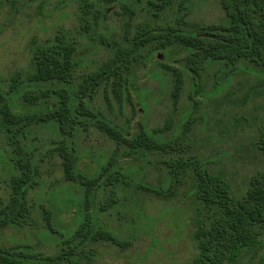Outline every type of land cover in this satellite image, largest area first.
I'll return each instance as SVG.
<instances>
[{
  "label": "rangeland",
  "instance_id": "rangeland-1",
  "mask_svg": "<svg viewBox=\"0 0 264 264\" xmlns=\"http://www.w3.org/2000/svg\"><path fill=\"white\" fill-rule=\"evenodd\" d=\"M118 1L108 6L107 11L104 32L111 38L119 35L128 21L122 4L132 3ZM187 1L171 0L167 10L154 17L153 9L143 0L134 6L137 15L133 28L173 27L180 20L181 27L196 31L223 16L217 0ZM98 5L103 2L99 0ZM83 11L82 0H0V93L8 94L16 81L21 93L13 101V109L26 115L27 123L48 100L54 102L53 87L36 88L28 83L37 48L58 32L68 34L78 46L87 47L81 51L82 60L74 71L76 88L84 75L107 58V51L98 48V35L91 30V14ZM89 18L90 29H83V19ZM142 54L145 55L143 62L131 79L130 98L126 94L116 95L109 86L101 87L93 94L91 108L123 130L135 132L142 125L167 139L181 133L191 120L192 144L183 157H196L210 172L222 173L231 184L232 196L237 198L246 189L253 172L264 167V153L257 145L258 134L264 130V71L246 68L245 63H240L235 70L226 68L222 62L210 66L196 80L201 96L195 98L192 78L185 74L188 53L184 47L174 45L165 53L157 51L149 62V52ZM166 66L184 73L178 102L172 98L173 74ZM192 96L196 103L191 100ZM168 119H171L169 131L165 126ZM30 125L21 137L8 133L0 118V208L10 198L18 143L35 153L40 172L37 186L29 191L31 212L27 223L4 228L0 232V244L30 246L45 255H56L81 221L78 217L81 209L77 205L83 194L77 184L66 181L63 175L61 160L55 151L63 138L41 125ZM73 142L82 157L79 168L88 176L96 175L100 162L108 160L116 149L115 143L90 121L86 131L80 130L74 135ZM178 155L151 153L141 154L140 158L130 156L128 148L120 149L117 159L121 182H103L96 188L92 213L99 218L100 226L131 243L124 248L109 242L89 245L86 248L91 249V256L89 251L82 253L79 264L192 263L197 252L195 226L207 212L195 198L191 166L181 168V182L171 187L166 162ZM74 188L78 189L72 193ZM112 191L116 199L108 207ZM66 207L69 209L55 215V208ZM48 222L56 232L49 229ZM236 264H264V240L241 254Z\"/></svg>",
  "mask_w": 264,
  "mask_h": 264
},
{
  "label": "trees",
  "instance_id": "trees-1",
  "mask_svg": "<svg viewBox=\"0 0 264 264\" xmlns=\"http://www.w3.org/2000/svg\"><path fill=\"white\" fill-rule=\"evenodd\" d=\"M101 1L103 5H98L99 0H82L83 13L91 14L92 27L90 18L83 19L81 27L87 30L91 27L98 35V48L107 51V58L84 75L77 88L74 71L82 60L79 56L81 51L87 47L78 46L68 34L58 32L34 52V70L28 80L36 88L53 87L54 102L48 100L40 111L35 112L31 122L27 123V116L13 109V101L21 93L16 81L8 94L0 93V118L8 133L22 137L32 123L63 138L55 149L61 160L63 175L66 181L77 184V189L83 194L77 205L81 209L78 215L81 221L63 242L59 253L45 255L30 246L0 244V264H79L78 257L82 253L87 254L89 251L88 255L91 256V249L86 247L94 243L109 242L120 248L129 246L131 241L122 240L115 232L100 226L99 218L92 213L96 188L103 182H121L117 159L121 148H128L130 156L137 155L140 158L141 154H179L166 162L172 180L171 187L181 182V168L192 167L195 178L193 192L207 215L198 220L195 226L197 252L191 264H236L241 254L264 240V167L253 172L246 189L234 198L231 184L222 173L210 172L196 157H183L188 154L192 144L191 120L181 133L167 139L142 125L135 132L123 130L105 120L91 108L90 103L95 91L107 86L116 95L126 94L130 98L133 89L131 79L145 57L142 52H149V62L155 58L157 51L165 53L174 45L187 50L185 74L192 78V95L195 98L201 96L196 80L210 66L222 62L226 68L235 70L240 63H245L248 65L246 68H261L264 71V0H217L223 16L217 22L205 24L196 31L181 27L180 20L173 27L152 28L140 25L133 28L137 15L134 6L143 0H131V4L123 3L121 6L128 21L115 38L107 37L104 31L107 29L108 6L119 1ZM146 1L153 9L154 17L165 12L171 3V0ZM187 2L190 3L189 0ZM167 68L173 74L172 98L178 102L183 91L184 73L177 68ZM193 96L191 100L196 103ZM89 121L95 122L97 128L116 145L114 154L100 162L94 176H88L79 168L82 157L77 144L73 142L78 131L87 130ZM170 125L171 119H168L165 125L168 131ZM257 145L264 153V130L258 134ZM17 155L18 159L12 165L10 198L0 208V232L7 226L27 223L26 219L31 212L29 191L38 184L40 172L35 153L28 152V147L18 143ZM115 199L112 191L108 207L112 206ZM68 209L55 208V215ZM48 225L53 233L56 232L51 222Z\"/></svg>",
  "mask_w": 264,
  "mask_h": 264
}]
</instances>
